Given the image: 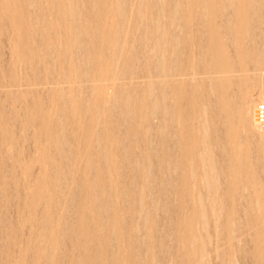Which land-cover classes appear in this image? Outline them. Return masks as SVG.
Wrapping results in <instances>:
<instances>
[{
  "label": "bare ground",
  "instance_id": "6f19581e",
  "mask_svg": "<svg viewBox=\"0 0 264 264\" xmlns=\"http://www.w3.org/2000/svg\"><path fill=\"white\" fill-rule=\"evenodd\" d=\"M37 1L0 0V18H5L9 25L13 26L16 40H19L22 44L20 45L27 51L26 64L29 62L32 65L31 63L37 58V53L40 51H36L39 48L36 46L34 48V43L31 44L29 39L36 30L44 31L45 35L40 33L41 36H44V40H41L43 37L40 35L39 37L43 42L41 45L45 48L44 51L47 52L41 53L43 59L40 56L38 58L41 59V62L56 58L54 51L51 52V50L56 45V38L59 39L56 37L59 34L54 33L59 26L61 28L63 26L62 29L60 28V32L63 31V35H61L63 39L57 42L62 41L65 48L68 49L64 50L65 48H63L62 50L68 52L69 47L71 49H73L72 47L80 48L79 52L82 55V70L81 65L76 64L79 59L78 62L72 63L74 59L65 58L61 65L63 66L62 71H57L55 65L45 64V75H38L37 73H40L38 71L35 72L36 74L34 71L31 72L32 76L29 74L31 79L26 83L27 88H25L28 93H31L32 90L40 91L38 87L47 86L48 89H51L50 92L58 90L61 93L63 105L61 104L60 111L62 113L59 116H63L68 125H61L56 121L60 125V128L57 126L60 132L57 134L56 126L51 131L58 135L53 138L54 141L50 139V142L53 141L51 146H55L53 151L55 149L56 154L59 151L62 152L61 144L67 147L66 142L62 143V141L66 140L70 143L73 135L76 140L79 137L78 141H80L76 143L75 137V142L71 141L76 145L72 144L68 150L66 149L69 155L66 154L64 159L68 162L62 166L60 164H63V159H60L59 161L62 163L58 162L60 163L58 166L62 167H56L55 175L49 176L46 183L43 182L44 177L42 176L43 184L36 182L34 185L36 194L34 198H37L39 205H43L41 216L39 214L40 228L38 231L39 242L37 243L42 247L41 257L45 259L44 264H50V250L56 243V229L53 223L54 219L58 217L55 214L56 211L64 210L65 202L69 204L72 201H77L76 207H78L75 211L77 215H75L76 219L74 216L73 219L79 221L76 226L71 224L72 230H68L70 247L77 246L78 248L79 246V251L77 253V248H69V251L75 249L77 255H72V258H69L71 260H68L67 263L64 262L65 264H139L142 261L145 264H153L156 251L170 254L168 250L170 251L172 247L176 246L174 244L170 249L168 248L165 238L169 232L170 236H173V240L176 237L177 242L181 243V245L178 244L179 247L176 246L179 248L177 252L176 247L172 250L179 253L180 246L182 247L179 259L184 264H211L209 263L212 255L210 252L217 251L218 245L217 235H215L217 220L223 218L221 224L228 226V213H225L229 204L227 200L233 201L235 195L244 197V200L247 198L245 204H248L246 207L253 208V211L250 208L251 212H254L255 208L260 210L259 214L255 211L258 214V217L256 216L257 225L264 223V173L261 178L260 175L256 176L255 169H253L254 171L252 169L244 170L246 166H243V164L250 165L252 162L249 149L246 147L250 141L257 146L258 156L255 158L259 157L261 160V170L264 172V125L256 124L254 117L258 102L264 103V0H82V4H79L80 7H83L81 9L79 6V8L77 7L78 0H42L44 3L41 0L38 3ZM33 6L37 8H33L37 14L31 9ZM48 7L51 10L50 8L47 10ZM30 12H33L32 15L35 19L31 18ZM52 13H55L57 17V25L50 26L48 21ZM192 13L198 15L201 24L196 31L193 29L194 23H191ZM133 16L135 18L134 26L138 33L134 31L129 33V24L132 26ZM80 20L81 22H79ZM132 33L139 35V40L145 48L143 49L146 50L145 56H147L144 59V56L141 58L138 55L144 60L143 64H137L139 68L143 67L138 69L139 71L137 70L138 73L134 69L126 70L129 69L127 67L129 64L127 63L126 67L123 65L125 69L121 65L123 60L119 62V59L127 58L126 54L129 58V53L126 52L129 50V41L131 36L134 37L133 41L137 36L130 35ZM129 35L130 37H128ZM255 35L261 37V40L254 41ZM135 41L131 43H135ZM140 41H137L139 45ZM61 44L60 46H62ZM34 49H36V53ZM136 49L132 48V52ZM12 50L16 54V48L14 47ZM73 53L76 52L73 51ZM131 55L134 54L131 53ZM45 56H50V58L46 60ZM53 61L51 62L53 63ZM128 61L124 60L123 63ZM34 62L36 64V61ZM12 63L9 65L13 68L15 62ZM148 64H150L149 67ZM248 64H252V71L248 68ZM120 65L124 70L119 69ZM134 65L136 64L132 65L133 68H135ZM33 68L36 67H32V70ZM79 68L81 72L77 76L75 72L80 71ZM38 76L43 77L39 79ZM14 81L8 85L9 88L19 83L15 84ZM139 82H142L140 85L142 86V98L140 100L137 98L139 87H136L139 91L134 89L136 85L134 88L130 87L139 84ZM78 86L80 89L82 86L89 89L88 92L91 93L92 98V102L87 101L89 106L84 108L86 112H83L89 114L87 119L83 120L84 122L77 115L84 103L80 104L79 98L73 96L74 88ZM116 95L119 96V99L116 98ZM114 99L115 101H113ZM58 103L57 106L60 107ZM50 105L48 101L46 103L35 98L33 109L30 107L33 111V113L30 112L32 119L37 118L38 125L41 130H44V133L48 131L47 113L50 112L53 104ZM83 106L85 107V105ZM109 110L112 113L113 111L117 113L114 112L115 116L111 117ZM76 115L78 119H76ZM108 115L110 120L116 115L117 118L116 120L113 118L111 121L107 119L106 122ZM50 122L52 123V121ZM64 125L68 129L66 132H64ZM210 127H213L214 137L210 136ZM7 128L5 127L6 130H8ZM116 131L122 132L123 135ZM67 132L71 133H68L71 137ZM64 133L68 135L67 138ZM100 133L103 134L104 140L99 137L94 138V135L98 134L99 136ZM117 134H119L118 137ZM49 136L53 137L54 135L49 134ZM123 136V140H120L122 144L118 145L117 141ZM5 140L6 147L7 136ZM124 140L126 141L123 142ZM81 142L84 145L82 143L78 146ZM92 142L99 149V155L97 153L99 158L96 159L99 162L95 169L97 170L95 176L92 178L89 175L92 179H88V174H91L93 169L88 160L90 152H92H89L92 147L88 148V145ZM111 143H114L115 147L111 148L109 145ZM73 145L78 147L75 148ZM80 146L85 147L83 149L79 148ZM213 147L219 150L221 157L219 171L217 170L218 161L216 158V160L214 159L215 149L212 150ZM60 152L59 154L64 153ZM74 153L81 161L84 160V163L73 164L72 159H78L74 157ZM48 155L46 156L43 151L39 157L36 155L35 157L44 161L46 157H52ZM19 159L14 157L13 161H19ZM10 160L9 162H11ZM20 161L12 162L13 166L10 164L13 169L8 170V175L17 177V170L23 173L26 172V168L29 169L27 162L28 165L25 162L22 164ZM51 161L53 163V159ZM121 161L127 162L126 165H123ZM253 164L254 162H252ZM37 167L38 169L42 168ZM51 168H53L52 165ZM241 168L246 171L243 175ZM78 169H81L80 173L76 172ZM122 169H127L125 172L130 171L129 176L132 174L131 177L136 178L137 181L132 178V182L135 183L134 189H129L125 184L126 181L122 180L124 178ZM19 175L21 174L19 173ZM73 187L79 189L78 197L71 193ZM66 193H68L67 197ZM170 195L178 199L176 206L171 200L172 206L176 207L178 211L175 213V217L172 215L174 220L169 219L171 221L169 229L166 227L165 230L159 232L157 222L160 218L159 215L171 216V212L166 213L168 208L169 211L171 209L167 206V210H165L163 206L168 203L164 204L163 202L164 205H160L158 200H160V196ZM204 198H207L208 202L204 201ZM219 198H221L220 200L225 199L224 203L219 201L218 205ZM62 199L64 200L62 201ZM177 199L175 200L177 201ZM206 202L209 211L207 208L205 209ZM23 204L24 202L21 208L26 206ZM185 209L188 212L183 213ZM223 209L225 212L222 211ZM245 209L248 210V208ZM18 211L22 212V209ZM24 212L21 214H25ZM21 214L19 213V227L27 224V220L29 222V219L25 217L26 214L25 216ZM122 214H127V216L122 218ZM66 215L68 216V213ZM250 216L249 219L252 218L256 221L254 213V217ZM59 219H57L58 223ZM63 219L66 220L64 216ZM254 225L253 223L252 227L255 228ZM170 228L176 230L175 236ZM210 228L213 229L214 235ZM248 229L250 231L251 228ZM155 233H158L159 236ZM262 233L260 229L251 233L257 240L254 246L256 256L253 250L252 253L254 258L264 261V252H261L263 249L258 243V238ZM228 235L235 239L237 231L234 229L230 233L228 232ZM139 238H142L145 247L143 244L142 248L139 247V241H142ZM122 247H125L126 250ZM135 247L140 250L145 248L144 251L142 250V255L140 254L144 259L140 260L139 258L138 260ZM122 249L128 253H123ZM172 255L174 256V253ZM165 257L167 260L169 256ZM15 258V262L10 261L9 264H17L18 260ZM172 258L168 260V264H171L170 261L173 263ZM11 259L14 261L12 257ZM62 262L60 261L58 264Z\"/></svg>",
  "mask_w": 264,
  "mask_h": 264
},
{
  "label": "rangeland",
  "instance_id": "374dc122",
  "mask_svg": "<svg viewBox=\"0 0 264 264\" xmlns=\"http://www.w3.org/2000/svg\"><path fill=\"white\" fill-rule=\"evenodd\" d=\"M42 1V0H41ZM39 2V0L37 1V3ZM78 2L79 3H77V7L79 6V4L82 2V0H78ZM42 3H44L43 1H42ZM82 4V3H81ZM80 7V6H79ZM78 7V8H79ZM33 8H36V7H32L31 9H33ZM49 8L50 7H48V9L47 10H49ZM81 8H83V7H80V9ZM30 9V10H31ZM37 9V8H36ZM44 9H45V6H44ZM34 10V13H36L35 12V9H33ZM50 10H51V8H50ZM37 12H38V10H36ZM54 12V11H53ZM31 13V12H30ZM33 13V12H32ZM32 13H31V15H32ZM37 14V13H36ZM35 15V14H34ZM36 16V15H35ZM32 19H35L34 18V16L32 15V17H31ZM51 18H52V20H51ZM192 18L193 19H191V23H194L193 24V26L195 27H193V29H194V31H196V29H198V27L200 28V23H199V20H198V15H196L195 13H192ZM80 19V18H79ZM78 20V19H77ZM83 20V19H82ZM135 18H134V16L132 17V22H131V24H132V26H133V28H132V26L129 24V27H130V29H129V33L130 32H137V29H136V27L134 26L135 24ZM4 22V23H3ZM49 25L50 26H53L52 24H55V25H57V17H56V15H55V13H52V16H50V18H49ZM79 22H81V20L79 21ZM264 22V21H263ZM3 23V24H2ZM5 24V25H4ZM62 26V25H61ZM4 27V28H3ZM13 27V26H12ZM11 27V24L9 25V23H8V21H6V19L5 18H0V166H1V168H0V264H4V262H5V264L7 263V264H9L10 263V261L11 262H15V260H14V258L15 259H17L18 260V263L17 264H44L45 263V259H42V257H41V251H42V247H40L39 246V243H37V242H39V234H38V231H39V228H40V221H39V219H40V216H41V214H40V212H42L43 211V205L41 204V205H39V203H37V198H34L35 196H36V194L34 193V185H35V183L37 182H39V183H42V181H43V177H44V181L43 182H45L47 179H48V177L49 176H53V175H55L56 173H57V170H56V167H62V166H64L68 161H66V159H64L65 158V155L67 154V155H69L68 154V148L72 145V144H74L73 142H75V140H76V137L73 135V139H72V137L69 135V134H71V133H69V132H67V134L69 135V137H71V141H73V142H71L70 141V143H69V141H62V143H65L66 142V144L65 145H67V147L66 146H63L64 144H61L62 146L60 147V149L62 150V152H64V153H62V152H60V153H62V154H59V152H57L58 154H56V152H55V149H54V151H53V148L55 147L54 145H52L51 146V144H52V142L54 141V139L53 138H55V137H57L58 135L57 134H59V132H60V130L58 131V129H57V126L60 128V125H58L59 123H61V125H63V124H65V125H68L67 124V120L62 116H59V115H61V111H60V109H62V105H63V103H62V99H61V93L58 91V90H56V91H53V93L52 92H50L49 90H51V89H48V87L46 86V87H44V86H41V87H44V88H42L41 89V87H38L39 88V90L40 91H38L37 89V92L36 91H34V90H32V92L31 93H28L26 90H25V88H27V82L28 81H30V79H31V77H30V75L32 76V73L31 72H33L34 71V73L35 72H42V74H40V73H37L38 75H45V73H46V71H45V64L47 65V64H51L52 66H54L55 65V68L57 69V71H62L63 70V66H61L64 62H62V61H64V59L65 58H71L73 61H72V63L74 62V61H76V62H78L77 60L79 59V62L78 63H76V62H74V63H76V64H78V65H81V63H82V55L80 54V52L79 51H81L80 50V48H74V47H72L73 49H71L70 47H69V51H70V53H69V51L66 53L64 50H68V49H66L65 48V46L63 45V43H62V41L60 42H57L58 40H62L63 39V37L61 36V35H63L62 33H63V31L62 32H60V30L63 28V26H62V28L59 26L58 28H56V32H54V33H56V34H59V35H57L56 36V34H54L56 37H58L59 39H57L56 38V41H55V46H54V49H52L51 50V52H53L54 51V53H55V59H52V58H50V56L49 57H47V56H45V59L46 60H48L49 58V60L48 61H42L41 62V57L43 56L41 53H43V51H44V49L45 48H43V46L41 45V44H43V42H41V40L43 41L44 40V36H41V34L42 35H45V33H44V31H34L33 32V34L31 35V38H29L30 39V41L32 42H30L31 44H33L34 46V48H35V46L37 47V48H39V49H34V51L36 50V51H38V50H40V51H38V55H37V58H35V60H33V63H31L32 65H30V63L28 62V64H26L27 63V60L25 59V58H27L28 57V54H27V51L25 50V48L23 47V46H21L22 44L20 43V41H19V43H18V41L16 40V38H15V32L13 31L14 30V28H12ZM134 27H135V30H134ZM61 28V29H60ZM58 31V32H57ZM14 32V33H13ZM38 32V33H37ZM41 33V34H40ZM138 33V32H137ZM137 33H136V35H137ZM38 36H37V35ZM39 35L41 36V37H43V39H41V37H39ZM127 35H128V33H127ZM126 35V36H127ZM130 35H133V33L132 34H130ZM130 35L128 36V37H130ZM135 35V34H134ZM133 35V36H134ZM135 35V36H136ZM259 35V34H258ZM59 36H61V37H59ZM137 36H138V40H137ZM136 36V38L134 39V41H135V43H131V42H134L133 41V38H132V36H131V39H130V43H129V46H128V51H126V52H128L129 54V58H128V56H127V54H126V52H125V54H126V57L127 58H122V59H119V62H121L122 60L124 61H128V62H124L123 63V61H122V64L121 63H119V64H121L122 66L124 65L125 67H126V64L128 63L129 65L127 66L129 69H126L124 66V68L126 69V70H133L134 69V71H136V73H138V71L140 70V69H142V68H139V65L140 64H143L142 63V61L144 62V60H142L141 58H142V56H144V59L145 58H147V56H145L146 54V50H144L145 48H144V46H143V44H142V42L139 40V35H137ZM33 37V38H32ZM128 37H127V39H128ZM8 38H9V40H8ZM39 38V39H38ZM32 39V40H31ZM41 39V40H40ZM259 39L261 40V37H259V36H257V35H255L254 36V38H253V40L254 41H259ZM16 40V42H14ZM37 40V41H36ZM137 41H140L139 43H141L140 45L138 44V42ZM12 42V43H11ZM11 43V44H10ZM37 43V44H36ZM58 43V44H57ZM62 43V44H61ZM137 43V44H136ZM13 44V45H12ZM21 44V45H20ZM60 44L62 45V46H60ZM39 47H38V46ZM136 45V46H135ZM42 46V47H41ZM142 46V47H141ZM16 48V54H14L13 53V48ZM62 47V48H61ZM63 48H65L64 50H62ZM132 48L134 49V48H137L136 50H133L134 52H132ZM140 48V49H139ZM142 48V49H141ZM144 48V49H143ZM61 49V50H60ZM76 49V50H75ZM57 50V51H56ZM138 50H142V51H138ZM36 51H35V53H36ZM73 51L74 52H76V53H73ZM145 51V52H144ZM12 52V53H11ZM50 52V53H51ZM72 52V53H71ZM138 53L137 55H136V53ZM141 52V54H139ZM40 53V54H39ZM44 53H47V52H45L44 51ZM43 53V54H44ZM53 53V54H54ZM62 54L61 56H60V54ZM131 53L132 54H134V55H136V56H134V55H131ZM143 53V54H142ZM21 54H24V55H21ZM74 54V55H73ZM80 54V55H79ZM25 55H26V57H25ZM57 55H58V57H57ZM124 55V54H123ZM138 55H140V57L138 56ZM38 56H40V58H38ZM72 56V57H71ZM125 56V55H124ZM131 56V57H130ZM134 56V57H133ZM36 57V56H35ZM79 57V58H78ZM15 62L14 63V66H15V68H14V66H13V68L12 67H10L11 65H9V64H13L12 62V60ZM15 58V59H14ZM21 58V59H20ZM121 58V57H120ZM25 59V60H24ZM42 59H43V57H42ZM63 59V60H62ZM76 59V60H75ZM81 59V60H80ZM127 59V60H126ZM131 59V60H130ZM141 59V60H140ZM17 60V61H16ZM22 60V61H21ZM52 60H54L53 61V63L51 62ZM11 61V62H10ZM34 61H36V64H35V62ZM135 61H136V63H135ZM23 62V63H22ZM61 62V63H60ZM134 62V63H133ZM141 62V63H140ZM55 63V64H54ZM58 63H59V65H58ZM80 63V64H79ZM132 63V64H131ZM35 64V65H34ZM42 64H43V66H42ZM133 64H136V65H134V67L135 68H133ZM137 64H139V65H137ZM119 66V69H121V70H124V68L122 69V66ZM9 66V67H8ZM36 67L35 69L33 68V70H32V67ZM45 66V67H44ZM146 66V65H145ZM148 67L150 66V64H148L147 65ZM252 66V64H248V68L250 69V71H252L253 69V66ZM41 67V68H40ZM60 67H62V68H60ZM11 68V69H10ZM81 70H82V65H81ZM80 68L78 69V70H80ZM137 68V69H136ZM139 69V70H138ZM81 70L80 71H76L75 72V74L77 75V74H80V72H81ZM138 70V71H137ZM79 72V73H78ZM30 74V75H29ZM36 74V73H35ZM13 76V77H12ZM28 76V77H27ZM43 76H38L39 77V79H40V77H43ZM73 76H75V75H73ZM78 76V75H77ZM142 77V76H141ZM140 77V78H141ZM11 78V79H10ZM143 79V78H142ZM15 80V81H14ZM27 80V81H26ZM141 80V79H140ZM11 81H14L15 82V84L17 83V82H19V83H17L15 86H11L10 88H9V84L11 83ZM22 81V82H21ZM2 82V83H1ZM23 82H24V84H23ZM19 84V86L17 87V85ZM142 84V82H139V84H134V85H131L130 87L131 88H134V86H135V88L134 89H136V87L140 90H138V89H136V91L138 90L139 92H137L138 94H137V98H138V100H140L141 98H142V90H141V88H142V86H140ZM1 85H2V87H1ZM77 86V85H76ZM75 86V87H76ZM8 87V88H7ZM79 86L77 87V88H74L75 90L73 91V96H74V98H79L78 99V101L80 102V104H83V105H85V107L83 106V105H81L82 107H81V110H78V112H77V115L80 117L79 119L82 121V122H84L83 120H85V119H87V116L89 115L88 114V112L87 113H85L86 111V109H84V108H86L87 106H89L88 105V103L89 102H87V101H90V102H92V98H91V93L90 92H88V91H90L89 89L87 90V88H85V86H82L81 87V89L79 88ZM80 90L79 92L77 91V90ZM84 89V90H83ZM86 89V90H85ZM24 90V91H23ZM42 91V92H41ZM49 91V92H48ZM84 91V92H83ZM86 91V92H85ZM26 92V93H25ZM46 92V93H45ZM81 92V93H80ZM25 93V94H24ZM28 93V94H27ZM83 93V95H81ZM88 95H87V94ZM117 93H119V91H117ZM33 94H34V96H33ZM51 94V95H50ZM54 94V95H53ZM56 94H58V95H56ZM46 95H48V96H46ZM49 95H50V98H49ZM87 95V96H86ZM80 96H82V97H80ZM86 96V97H85ZM53 97V98H52ZM35 98H36V100H41L42 102L43 101H45L46 103H47V101H48V103L49 104H53L52 106H51V110H50V112L49 113H47L48 114V117H47V120H48V131H49V129H50V132L47 134V132L48 131H45L46 133H44V130H41L40 129V127H39V122H38V120H37V118H33L32 119V115H31V113H33V111H32V109H33V102L35 101ZM82 98H84V99H82ZM90 98V99H89ZM116 98H118L119 99V96L118 95H116ZM115 98V99H116ZM12 99H13V101H12ZM34 99V100H33ZM46 99V100H45ZM56 99V100H55ZM82 99V100H81ZM115 99L113 100V101H115ZM117 99V100H118ZM16 100V101H15ZM51 100V101H50ZM84 100V101H83ZM116 100V101H117ZM28 101V102H27ZM56 101V102H55ZM58 101H59V103H58ZM30 102V103H29ZM83 102V103H82ZM28 103V104H27ZM57 103L59 104V106L60 107H58L57 106ZM87 103V104H86ZM259 103V102H258ZM62 104V105H61ZM80 104H79V108H80ZM91 104V103H90ZM55 105V106H54ZM29 106V107H28ZM32 109H31V108ZM54 107H55V110H54ZM57 107H58V109H57ZM29 108V109H28ZM31 110V111H30ZM14 111V112H13ZM80 111V112H79ZM83 111H85V112H83ZM7 112H8V114H7ZM12 112V113H11ZM17 112V113H16ZM31 112V113H30ZM60 114H59V113ZM114 112H116V111H113V113L112 112H110V110H109V114H110V116L112 117L113 115L115 116V114L117 113H115L114 114ZM10 113V114H9ZM21 113H22V116H21ZM54 113H55V115H54ZM15 114V115H14ZM57 114V115H56ZM84 114H85V116H84ZM14 115V116H13ZM76 115V116H77ZM9 116V117H8ZM11 116V117H10ZM27 116V117H26ZM78 116L76 117V119H78ZM16 117V118H15ZM106 117H107V115H106ZM10 118V119H9ZM115 120H116V118H117V115H116V117H113ZM113 118H111V120L113 119ZM107 119H108V121H111L110 120V117H109V115H108V118H106V122H107ZM36 120V121H35ZM12 121V122H11ZM14 121V122H13ZM50 121H52V123L50 122ZM56 121L58 122V124L56 123ZM61 121V122H60ZM114 121V120H113ZM112 121V122H113ZM51 123V124H50ZM52 124H53V126H52ZM56 124V125H55ZM7 125H9V126H7ZM64 125V132H66V131H68V129H67V127ZM12 126V127H11ZM52 126V127H51ZM55 126H56V128H55ZM5 127L8 129V130H6L5 129ZM53 128H55V129H57L56 131H58V133L57 134H54L53 132H51V131H53ZM69 128V127H68ZM212 128L213 127H210V129H209V131H211V132H209L210 133V136L211 137H214V135H213V130H212ZM55 131V130H54ZM56 131H55V133H56ZM121 131H123L122 129H121ZM34 132V133H33ZM42 132V133H41ZM116 132H118V131H116ZM215 132V131H214ZM24 133V134H23ZM118 133H120V134H122L123 135V133L122 132H118ZM15 134V135H14ZM49 134L51 135V134H53L54 136L53 137H51V136H49ZM66 133H64V135H65V137L67 138L68 137V135H67ZM215 134V133H214ZM11 135V136H10ZM57 135V136H56ZM67 135V136H66ZM118 135L119 134H117L116 136L118 137ZM6 136H7V139H8V143H7V145H6V147H5V142H6V140H5V138H6ZM95 137L94 138H96V137H99L100 139H102V140H104V137H103V134L102 133H100V135L98 136V134H96V135H94ZM102 136V137H101ZM21 137V138H20ZM28 137V138H27ZM49 137H51V138H49ZM74 137H75V140H74ZM78 137V136H77ZM11 140H10V139ZM14 138H16V139H14ZM33 138V139H32ZM79 138V137H78ZM78 138H77V140H76V143H78V142H80V141H78ZM121 138V137H120ZM123 138H124V136L122 137V139H119L118 141H117V143H119L118 145H120V144H122L121 143V141L123 140ZM19 139V140H18ZM31 139V140H30ZM50 139H52L53 141L52 142H50L51 140ZM69 139V138H68ZM121 140V141H120ZM150 140V139H149ZM126 140H124L123 142H125ZM10 142V143H9ZM4 143V144H3ZM13 143V145H11ZM82 143L83 142H81V144L79 143L78 144V146L79 145H82ZM149 143V145H150V142H148ZM147 143V144H148ZM4 146H3V145ZM28 144V145H27ZM54 144V143H53ZM93 144V145H92ZM92 144H89L88 145V148L90 147H92L91 148V150H89V152L90 151H92V152H90L91 153V155L88 157L89 159V163L91 164V166H92V173L91 174H88V179L90 178V179H92L93 177L92 176H95L94 174L96 173V171L97 170H95L96 169V166H97V164H98V160H96V159H98L99 158V149H97L98 147H96V144L94 143V142H92ZM14 145H16V146H14ZM74 145H76V144H74ZM73 145V146H74ZM83 145H84V143H83ZM110 145V147L112 148V147H115V144L113 143H111V144H109ZM142 145V144H141ZM78 146H76V147H78ZM122 146V145H121ZM33 147V148H32ZM65 147V148H64ZM75 147V146H74ZM75 147V148H76ZM83 147H85V146H83ZM82 146H80L79 148H83ZM246 147L249 149V153H250V155H251V157H252V162H254V166L252 165V162H251V164L250 165H248V164H243V166L245 165L246 166V169H244V170H247V169H249V171H250V169H255V171L257 172L256 173V176H259L260 175V177L262 178L263 177V171L261 170L262 169V167H261V165L260 164H262L261 163V160H259V157H258V159L257 158H255V157H257L258 156V153H257V150H256V147L257 146H255V145H253L250 141L248 142V144L246 145ZM32 148V149H31ZM38 148V149H37ZM217 148V147H216ZM36 149V150H35ZM65 149V150H64ZM67 149V150H66ZM84 149V148H83ZM82 149V150H83ZM215 148L213 147V149L212 150H214ZM25 150V151H24ZM29 150V151H28ZM82 150H81V152H82ZM97 150V151H96ZM45 152V154H46V156L48 155V156H52L51 158L50 157H46L45 159H44V161L42 160L41 161V159L39 160V158H36V157H39V155L41 154V152ZM19 152H21V153H19ZM31 152H32V154H31ZM54 152V153H53ZM80 152V153H81ZM80 153H78V155L79 156H81V154ZM97 153H98V155H97ZM215 153V154H214ZM214 159L216 158L217 159V163H218V165H217V170L219 169L220 170V165L219 164H221V157H220V154H219V150L218 149H215L214 150ZM38 154V155H37ZM219 154V155H218ZM18 155V156H17ZM35 155H36V157H35ZM56 155V156H55ZM61 155V156H60ZM75 155V156H74ZM74 157L76 158L77 157V155H76V153H74ZM97 155V156H96ZM6 156V158H4ZM21 156H23L24 157V159H23V157H22V159H23V161H22V159H21ZM29 156V157H28ZM63 156V158H61ZM11 157H12V160H10L11 159ZM14 157H17V159H19V161H20V163H26V164H24L26 167H28L29 169H27L26 168V172L24 171L23 173L22 172H18V170H17V173H18V176L16 177V175H15V177H11L10 175H8L9 173H8V170L10 171L11 169H13L12 168V164H14V163H18L19 161H13L14 160ZM26 157V158H25ZM55 159H54V158ZM59 157V158H58ZM95 157H97V158H95ZM50 159L49 161H48V159ZM78 158V157H77ZM219 158V159H218ZM3 159V160H2ZM11 161V162H9V160ZM26 159V160H25ZM28 159V160H27ZM51 159H53V163H51L52 161H51ZM56 159H57V161H56ZM60 159H63L62 161H63V164H60V163H62V161H59ZM79 159V158H78ZM78 159L77 160H73L72 159V163L73 164H75L76 163V165H80V163H84V160L83 161H81L80 159H79V161H78ZM92 159H93V161H92ZM215 159V160H216ZM25 160V161H24ZM39 160V161H38ZM47 160V161H46ZM56 162H55V161ZM3 161V162H2ZM5 161V162H4ZM75 161V162H74ZM78 162V164H77V162ZM92 161V162H91ZM95 161V162H94ZM124 161V160H123ZM12 162H14V163H12ZM58 162H60V163H58ZM122 162V161H121ZM120 162V163H121ZM125 162V161H124ZM124 162H122L123 163V165L125 164L126 165V163H124ZM22 163V164H23ZM56 163V164H55ZM5 164V165H4ZM10 164L12 165V166H10ZM54 164V165H53ZM58 164H60V165H62V166H58ZM3 165V166H2ZM16 165V164H15ZM51 165H52V167L53 168H51ZM82 165V164H81ZM248 165V166H247ZM252 165V167L250 168V166ZM259 165V166H258ZM23 166V165H22ZM37 166H39V167H42V168H40V169H38V167ZM43 166H44V168H43ZM48 166V167H47ZM256 166V167H255ZM95 167V168H94ZM259 167V168H258ZM6 170H5V169ZM8 168H10V169H8ZM245 168V167H244ZM243 168H241L240 170H242ZM16 170V169H15ZM81 169H78V170H76V172L78 171L79 173L81 172L80 171ZM125 170H127V169H122V174H123V177L124 178H122V180L123 181H126V185H127V187L129 188V189H134V185H135V183H134V181H137L136 180V178H134V177H131V175L132 174H130V176H129V173H131L130 171L128 172V171H126V172H128L127 174H126V172H125ZM218 170V171H219ZM244 170H242L241 171V173H242V175L246 172V171H244ZM251 170V171H252ZM20 171V170H19ZM41 171V173H39V172ZM56 171V172H55ZM254 171V170H253ZM3 172V173H2ZM39 174H38V173ZM77 172V173H78ZM91 172V171H90ZM19 173L21 174V175H19ZM37 173V174H36ZM4 174V175H3ZM22 174H24V175H22ZM262 174V175H261ZM37 175V176H36ZM40 175V178L38 179V176ZM89 175H91V177H89ZM128 175V176H127ZM2 176V177H1ZM43 176V177H42ZM51 176V177H52ZM11 177V178H10ZM42 177V178H41ZM50 177V178H51ZM220 177H222L221 175H220ZM219 177V178H220ZM242 177V176H241ZM4 178V179H3ZM14 180H13V179ZM17 180H16V179ZM38 179V181H37V179ZM132 178L134 179V181L132 182ZM16 180V181H15ZM33 180V181H32ZM35 180V181H34ZM1 181H2V183H1ZM221 181H222V178H221ZM15 182V183H14ZM47 182V181H46ZM45 182V183H46ZM8 183V184H7ZM38 183V184H39ZM134 183V184H133ZM6 184H7V186H6ZM15 184H16V186H15ZM43 184V183H42ZM124 184V185H125ZM2 186V187H1ZM4 186H5V188H4ZM1 189H3L2 190V193H1ZM32 189H33V191H32ZM78 191H79V189H77V187H73L72 188V190H71V193L75 196V197H78ZM80 192V191H79ZM13 193V194H12ZM20 194V195H19ZM67 195H68V193H66L65 194V196L67 197ZM77 195V196H76ZM5 196V197H4ZM19 197H21V198H19ZM33 198V199H32ZM62 198V197H61ZM160 198V200H158L159 201V204L160 205H164L165 203H168V205L167 204H165L163 207H164V209L165 210H167V206L168 207H170V211H169V208H168V210L166 211V213H168V212H171L170 214H171V216L170 215H166V214H160L159 215V217L160 218H158V228H159V232L160 231H162V230H165V228L167 227L168 229H169V227H170V225H171V221H172V219L175 217V213H177V208L176 207H173L172 205H173V203H174V206H176V202L178 203V199L176 198V197H174L173 195H170V196H166V197H159ZM161 198H162V200H161ZM168 199V200H167ZM175 199H177V201L175 200ZM221 198H219L218 200H217V204L219 205L220 204V202L221 203H224V201H225V199L224 200H220ZM241 199V200H240ZM246 199L247 198H245V200H244V197H241V196H239V195H235V198H233V201H230L229 202V200H227V203H229L228 204V207L225 209L227 212H225V210L223 209L222 211H224L225 213H228V226H223V224H221V223H223V221H222V219L223 218H220V219H218L217 220V233L215 234V235H217V242H218V245H217V251H214L213 250V252L211 253L210 252V261H209V263H211V264H231L232 262L234 263V264H264V261H261L260 259H256V258H254L256 255H255V251H254V246H255V242L257 241V240H255L254 238H253V234H251V233H254L257 229H260V231H261V233H262V231L264 230V223H258V225H257V215L259 214V211L260 210H258L257 208H255V210H254V212H251V211H253V208H249V207H246V206H248V204L246 205L245 203H247V201H246ZM22 201V200H24L23 202H24V204L23 205H25L26 204V206L25 207H23V208H25V209H23V208H21V205H22V203L23 202H21L20 203V201ZM33 200V201H32ZM64 199H62V201H63ZM66 200V199H65ZM68 200V199H67ZM75 200V199H74ZM173 201V203H172V201ZM204 201H207L208 202V200H207V198H204L203 199ZM26 201H27V203H26ZM34 201H35V203H34ZM203 201V202H204ZM220 201V202H219ZM240 201V202H239ZM19 202V203H18ZM163 202H164V204H163ZM207 202L205 203V209L208 207V205H206L207 204ZM172 203V204H171ZM249 203V202H248ZM18 204H20V205H18ZM34 204H36V205H34ZM63 204V203H62ZM75 204V205H74ZM76 204L78 205V203H77V201H72L71 203H69V204H66V202H65V207H64V210L62 209V212L61 211H56L57 213L55 214L58 218L57 219H59L60 221H59V223H58V220L57 219H54V223H53V226H54V228L56 229V231H55V234H56V240H55V245H54V247L50 250V254H51V259L49 258V260H50V264H58V263H60V261L62 262V263H67L68 262V260H71V259H69L70 257L72 258V255L73 256H76L77 255V253H78V248H79V246H78V248H77V246H71L70 247V245H71V242H70V240H69V234H68V230H72V228L70 227V226H76V225H78L79 224V221L78 220H75L76 219V216L75 215H77V212H75L76 210H77V207H76ZM126 204V203H125ZM243 204H245V205H243ZM166 206V207H165ZM207 206V207H206ZM20 209H22V212H24L25 214H26V216H25V214H21L22 212H19L18 210H20ZM37 209H36V208ZM42 207V208H41ZM76 207V208H75ZM172 207L174 208V211L172 210ZM242 207H244V208H242ZM245 208H248V210L247 209H245ZM184 209V208H183ZM242 209V210H241ZM27 210V211H26ZM245 210V211H244ZM251 210V211H250ZM68 211H70L71 213H69ZM73 211H74V213H73ZM184 212L183 213H186V211H187V209H185V210H183ZM207 211H209V208H207ZM248 213H247V212ZM250 211V212H249ZM255 211L258 213V214H256L255 213ZM61 212V213H60ZM68 213V216L66 215L67 213ZM181 213H182V211H180ZM188 212V211H187ZM19 213L21 214V215H24L27 219H29V222H28V220H27V224L25 223V225H23V226H21V227H19L20 226V221H18V220H20V216H19ZM183 213H182V215H183ZM224 213V215L226 216V214ZM251 213V214H250ZM253 213L255 214V217H256V221H254V219H249V215H251V216H253ZM39 214H40V216H39ZM169 214V213H168ZM28 215V216H27ZM161 215H163L162 217H161ZM172 215H174V217L172 216ZM177 215V214H176ZM223 215V214H222ZM223 215V216H224ZM63 216H64V218H66V220L65 219H63ZM67 216V217H66ZM75 217V219H73L74 217ZM127 216V214H122V218H125ZM248 216V217H247ZM250 216V217H251ZM72 217V218H71ZM246 217V218H245ZM254 217V216H253ZM68 218H70V219H68ZM165 218V219H164ZM224 218H226V217H224ZM68 219V220H67ZM72 219H73V221H72ZM171 221H170V220ZM246 219H247V221H246ZM56 220V221H55ZM64 221V223H63V221ZM70 220V221H69ZM170 221V223H169V221ZM174 220V219H173ZM248 220H250V221H248ZM68 221V222H67ZM31 223V224H30ZM60 224V225H58V224ZM166 223V224H165ZM247 223H248V225H247ZM253 223L255 224L254 226H255V228L254 227H252L253 226ZM19 224V225H18ZM72 224V225H71ZM170 224V225H169ZM219 224V225H218ZM260 224V225H259ZM55 225H56V227H57V225H58V229L55 227ZM169 225V226H168ZM237 225V226H236ZM247 225V226H246ZM251 225V226H250ZM236 226V227H235ZM261 226H262V228H261ZM23 227H24V229H23ZM70 227V228H69ZM251 228L250 229V231H249V229L248 228ZM257 227V228H256ZM247 228V229H246ZM254 228V229H253ZM27 229V230H26ZM212 228H210V230H211ZM236 230L237 231V237L234 239H232V238H230L229 237V235H228V232L230 233L232 230ZM252 229H253V231H252ZM167 230V229H166ZM209 230V231H210ZM248 230V231H247ZM157 231V232H158ZM170 231H172V234L175 236V232H176V230H173V229H171L170 228ZM4 232V233H3ZM212 232H213V229H212ZM212 232L210 231V233L212 234ZM157 236H159L158 235V233H155ZM155 235V237H156V239H157V236ZM212 235H214V232H213V234ZM167 236H169L170 238H168ZM167 236H166V240L165 241H167L166 242V244H168V248L170 249L172 246H174V244L177 246L178 244L179 245H181V243H178L177 242V240H176V237L174 238V240H173V236L171 235L170 236V232H169V235L167 234ZM171 238H172V240H173V242H172V240H171ZM140 239V238H139ZM167 239H169V240H167ZM6 240V241H5ZM140 240H142V238L140 239ZM169 241V242H168ZM258 243L260 244V246H262V248L261 249H263V251L261 250V252H264V231H263V233L259 236V238H258ZM38 244V245H37ZM124 245H127L126 243H123ZM142 244H143V246L145 247V243L143 242V240L142 241H139V247L140 248H142ZM254 244V245H253ZM8 245V246H7ZM124 245H122V246H124ZM179 245H178V247H179ZM137 246V245H136ZM175 246V247H176ZM183 246V245H182ZM126 247V246H125ZM125 247H122V248H125ZM143 247V249H145ZM175 247H172L171 248V250L173 249V248H175ZM253 247V248H252ZM69 248H77L76 250H77V253H76V250L75 249H71V251H69ZM127 248V247H126ZM126 248H125V250H126ZM136 248V247H135ZM140 248L138 249V248H136V250L137 251H139L138 253H137V251L135 252L136 254H138V260H139V258H140V260H141V258H142V250L143 249H141L140 250ZM177 248V247H176ZM179 248H177L176 249V252H177V250H178ZM182 249V247L180 246V250ZM69 252H68V251ZM169 251L168 250V252H170V254L168 255L167 254V252L166 253H161V252H157L156 251V253L157 254H155L156 255V260L154 259V261L156 262H154L153 264H168L169 263V261L168 260H170L171 258H172V253H174V258H175V261H174V259L172 258V260H173V263H172V261H170L171 262V264H184L180 259H179V257H180V250H179V253H175V251ZM175 250V249H174ZM252 250H253V252H254V255H253V253H252ZM74 251H75V255H74ZM122 251H123V253H128L127 251L126 252H124V249H122ZM144 251V250H143ZM182 251V250H181ZM172 252V253H171ZM11 253V254H10ZM144 253V252H143ZM217 253V254H216ZM9 254V255H8ZM141 254V255H140ZM161 256H160V255ZM164 254H166L167 255V260H166V255H164ZM177 254V255H176ZM216 254V255H215ZM10 255H12V256H10ZM67 255H70V256H67ZM139 255H140V257H139ZM144 255V254H143ZM164 255V256H163ZM172 255V256H171ZM2 256H3V259H2ZM14 256V257H13ZM67 256V257H66ZM177 258H176V257ZM12 257L13 258V260L14 261H12V259L10 260V258ZM144 257V256H143ZM155 257V256H154ZM171 257V258H170ZM9 258V259H8ZM61 258H63V260H61ZM137 258V257H136ZM159 258H160V260H159ZM170 258V259H169ZM6 259H8V260H6ZM142 259H144V258H142ZM255 259V260H254ZM59 260V261H58ZM177 260V261H176ZM181 262H180V261ZM258 260H260V261H258ZM123 262L125 263V261L123 260ZM180 262V263H179ZM61 263V264H62ZM64 263V264H65ZM12 264V263H11ZM139 264H145L143 261H142V263L140 262Z\"/></svg>",
  "mask_w": 264,
  "mask_h": 264
},
{
  "label": "built area",
  "instance_id": "2783aa9c",
  "mask_svg": "<svg viewBox=\"0 0 264 264\" xmlns=\"http://www.w3.org/2000/svg\"><path fill=\"white\" fill-rule=\"evenodd\" d=\"M255 122L259 126L264 125V103H258L254 113Z\"/></svg>",
  "mask_w": 264,
  "mask_h": 264
}]
</instances>
